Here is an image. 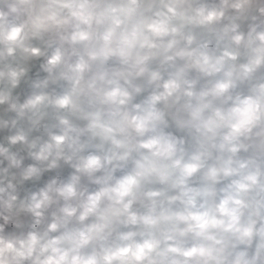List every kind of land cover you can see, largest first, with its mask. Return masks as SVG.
<instances>
[{
    "label": "clouds",
    "instance_id": "clouds-1",
    "mask_svg": "<svg viewBox=\"0 0 264 264\" xmlns=\"http://www.w3.org/2000/svg\"><path fill=\"white\" fill-rule=\"evenodd\" d=\"M0 264H264V0H0Z\"/></svg>",
    "mask_w": 264,
    "mask_h": 264
}]
</instances>
